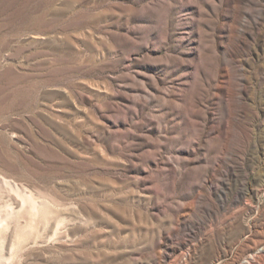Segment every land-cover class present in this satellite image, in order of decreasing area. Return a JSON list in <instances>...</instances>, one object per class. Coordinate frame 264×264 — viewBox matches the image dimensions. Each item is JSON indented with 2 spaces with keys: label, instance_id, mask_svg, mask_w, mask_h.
<instances>
[{
  "label": "rangeland",
  "instance_id": "obj_1",
  "mask_svg": "<svg viewBox=\"0 0 264 264\" xmlns=\"http://www.w3.org/2000/svg\"><path fill=\"white\" fill-rule=\"evenodd\" d=\"M264 262V0H0V264Z\"/></svg>",
  "mask_w": 264,
  "mask_h": 264
},
{
  "label": "bare ground",
  "instance_id": "obj_2",
  "mask_svg": "<svg viewBox=\"0 0 264 264\" xmlns=\"http://www.w3.org/2000/svg\"><path fill=\"white\" fill-rule=\"evenodd\" d=\"M259 250L256 247V242L254 240H249L245 246V253L247 254V259L241 260L236 258L232 261V264H264L259 260Z\"/></svg>",
  "mask_w": 264,
  "mask_h": 264
}]
</instances>
